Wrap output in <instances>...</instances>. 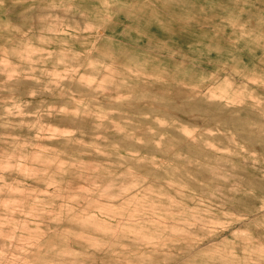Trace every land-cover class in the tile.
Returning <instances> with one entry per match:
<instances>
[{"label":"rangeland","instance_id":"374dc122","mask_svg":"<svg viewBox=\"0 0 264 264\" xmlns=\"http://www.w3.org/2000/svg\"><path fill=\"white\" fill-rule=\"evenodd\" d=\"M0 264H264V0H0Z\"/></svg>","mask_w":264,"mask_h":264},{"label":"bare ground","instance_id":"6f19581e","mask_svg":"<svg viewBox=\"0 0 264 264\" xmlns=\"http://www.w3.org/2000/svg\"><path fill=\"white\" fill-rule=\"evenodd\" d=\"M8 263V262H7Z\"/></svg>","mask_w":264,"mask_h":264}]
</instances>
